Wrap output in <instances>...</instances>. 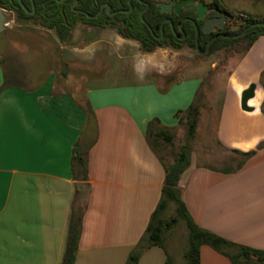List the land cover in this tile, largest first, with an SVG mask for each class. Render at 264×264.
<instances>
[{"label": "crops", "instance_id": "1", "mask_svg": "<svg viewBox=\"0 0 264 264\" xmlns=\"http://www.w3.org/2000/svg\"><path fill=\"white\" fill-rule=\"evenodd\" d=\"M245 15L264 18L260 12ZM167 51L141 53L146 68L147 62L161 65ZM9 75L0 91V264H61L79 193L85 209L74 264H126L158 205L166 168L183 146L188 165L178 189L193 221L264 252V148L258 149L264 142V37L165 91L151 82L87 89L83 98L92 121L69 95L52 94L54 73L34 85ZM250 85L254 94L244 110L242 93ZM192 105L198 114L187 140ZM179 124L183 143L162 156L154 141L166 149ZM166 129L170 143L163 140ZM77 142L89 148L86 183L73 179ZM171 256L165 242L146 249L136 264H166ZM199 260L232 264L208 246L200 247Z\"/></svg>", "mask_w": 264, "mask_h": 264}, {"label": "trees", "instance_id": "2", "mask_svg": "<svg viewBox=\"0 0 264 264\" xmlns=\"http://www.w3.org/2000/svg\"><path fill=\"white\" fill-rule=\"evenodd\" d=\"M77 1L78 3L74 9L82 11L90 17L95 16L104 4L110 7V12L119 11V13L113 17H109L104 8L98 17L90 19L84 14L76 13L71 8V4L73 3L71 0L64 2H59V0H21V3L18 0H0V9L14 14L17 19L32 20L41 28L53 31L58 41L63 45L70 43L72 31L76 25L83 24L88 27L115 30L120 38L136 42L142 54H151L157 49H170L177 52L183 47L192 48L196 51L194 25L191 22H184L180 29V23L186 17L195 20L200 30L198 47L200 51H203L210 37L215 35V33L209 35L203 34L201 32L203 24L208 18L226 11L220 0H212L207 3L210 13L205 18L196 20V7L193 5L181 10L176 15L175 13H161L154 0H131L130 6L132 10L129 13H125V11L130 9L128 0ZM142 2L148 4V9L143 13L145 23L140 19V13L145 9V5ZM32 5L34 6V14L30 15L29 12L32 11ZM233 18L234 16L229 13L228 20ZM165 19H170L171 22L164 24L161 33L160 25ZM240 20L241 24L239 28L231 30L227 26L224 30L220 31V34L236 35L251 24L264 23V18H254L247 15L240 16ZM159 37L161 38L158 39ZM259 37H264V26H255L237 39L217 38L211 43L208 55L227 48L233 50L237 45L241 47V51L245 52ZM7 86L8 83L4 80L0 91ZM254 89L255 86L250 85L242 93V108L244 110H249L246 102L253 96ZM82 109L86 113L87 121H92L93 115L90 107L85 104L82 106ZM179 114L180 112L176 115ZM197 114V109L193 105L186 111L188 120L187 140L194 133ZM162 136L166 143L171 142L167 129L162 132ZM261 148H264V142L258 147V149ZM88 149H81L79 142L73 148L71 168L75 181L87 182ZM187 165V146H183L172 166L166 168L164 187L162 188L158 205L150 217L144 235L130 254L126 264H136L139 256L150 247L164 248L167 239L166 234L179 222L185 225L188 234V248L185 253L186 264H200L199 250L201 246H208L216 252L224 254L230 259L232 264H264L263 251L231 243L212 232L200 228L193 221L181 199V192L178 189L180 176ZM83 185L85 188L86 184ZM83 199L84 195L79 193L72 207L68 238L61 264H74L81 231V219L85 209V205L82 202ZM171 205L173 206V215L169 219H165L164 215ZM166 264L173 263L170 259H167Z\"/></svg>", "mask_w": 264, "mask_h": 264}, {"label": "rangeland", "instance_id": "3", "mask_svg": "<svg viewBox=\"0 0 264 264\" xmlns=\"http://www.w3.org/2000/svg\"><path fill=\"white\" fill-rule=\"evenodd\" d=\"M220 2L226 12L234 16L227 22L231 30L239 28L240 16L264 13V0ZM4 24L5 27L0 32V66L6 83L11 73L23 85H32L34 79L39 82L49 73H54L52 94H67L81 108L86 104L83 94L87 89L118 88L122 85L151 82L158 90L165 91L184 76L210 72L212 64L215 67L221 66L230 53L241 51L238 45L233 50L227 48L212 55H199L188 47L177 52L168 49L159 58L161 65L157 67L147 62L149 67L146 68V61L143 60L138 44L121 39L113 29L78 24L72 31L70 43L62 45L53 31L41 28L32 20H20L14 14L6 12ZM172 132L173 142L166 149L161 148V142L154 141L162 156L174 154L183 143L184 125L179 124ZM172 215L171 205L164 218L169 219ZM166 238L172 263L186 264L188 234L185 225L182 222L176 224L166 234Z\"/></svg>", "mask_w": 264, "mask_h": 264}, {"label": "water", "instance_id": "4", "mask_svg": "<svg viewBox=\"0 0 264 264\" xmlns=\"http://www.w3.org/2000/svg\"><path fill=\"white\" fill-rule=\"evenodd\" d=\"M19 3H21V0H18ZM64 1H67V0H59V2H64ZM74 3L71 5V8L76 12V13H80V14H84L87 18H90V19H95L96 17H98L103 9L105 8V12L107 13V15L109 17H113L115 15H117L119 13V11H114V12H110V7L107 5V4H104L100 7V10L99 12L93 16V17H90L89 15H87L86 13L82 12V11H79V10H75L74 7L77 5L78 1L77 0H73ZM130 1L131 0H128V4L130 6ZM174 0H172L171 2H169L168 4H162V3H157L156 6L159 8V11L161 13H166V14H169L171 12H174L176 15H178L180 13V10L181 9H187L190 5H195L196 7V19L197 20H201L203 19L209 12V9H208V6L205 5L202 1H196V0H181V1H177V2H173ZM144 5H145V9L140 13V19L143 23H145L144 19H143V13L148 9V4L146 2H142ZM132 8L130 6V9L128 11H125V13H129L131 12ZM25 11L27 12V10L25 9ZM30 15H33L34 14V6L32 5V11L29 12ZM229 16V13L227 12H224L222 14V16L220 18H210L208 19L205 24L202 26L201 28V32L203 34H210L212 32V29L214 27L218 28V29H222L224 28V25H225V22H226V19L228 18ZM5 17H6V11L0 9V32L4 29L5 27ZM188 21H190L193 25H194V28H195V43H196V52L199 54V55H205L209 52V49H210V45L211 43L217 39V38H225V39H237L239 37H241L242 35H244L249 29L255 27V26H264V23H254V24H251L249 26H247L246 28H244V30L239 33V34H236V35H226V34H218V35H214L207 43L206 45V48L204 51H200L199 50V47H198V37H199V33H200V30L199 28L197 27L196 25V22L195 20H192V19H188ZM170 19H165L161 22V25H160V30H161V33H162V30H163V26L165 23H170ZM184 21L181 22L180 24V29L183 25ZM172 27V25H171ZM172 30L174 32V29L172 27Z\"/></svg>", "mask_w": 264, "mask_h": 264}, {"label": "flooded vegetation", "instance_id": "5", "mask_svg": "<svg viewBox=\"0 0 264 264\" xmlns=\"http://www.w3.org/2000/svg\"><path fill=\"white\" fill-rule=\"evenodd\" d=\"M71 1H73V0H71ZM154 1H155L156 4H157V3H162V4L165 5V4H168L169 2H171L172 0H154ZM177 1H181V0H174L173 2L175 3V2H177ZM196 1H201V0H196ZM202 2H203L205 5H207V3H209V2H204V1H202ZM73 3H74V1H73ZM73 3H72V4H73ZM72 4H71V5H72ZM190 6H192V5H190ZM190 6H189V7H190ZM193 6H195V5H193ZM208 9H209V8H208ZM181 10H184V9H181ZM181 10H180V11H181ZM225 12H226V11H225ZM171 13H174V12H171ZM209 13H210V10H209L208 14H209ZM223 13H224V12L218 13L217 16H213V17H211V18H220V17L222 16ZM169 14H170V13H169ZM195 14H196V9H195ZM208 14H207V15H208ZM207 15H206V16H207ZM206 16H205V17H206ZM205 17H204V18H205ZM188 19H191V18L186 17V18H184L182 21H184V22H190V21H188ZM208 19H210V18H208ZM208 19H207V20H208ZM192 20H193V19H192ZM196 20H197V19H196ZM207 20H206V21H207ZM182 21H181V22H182ZM227 22H228V18L226 19V22H225L224 28H222V29H218V28L214 27V28L212 29V32H211L210 34H212V33H215V35L220 34V31L224 30L227 26L229 27V24H228ZM180 24H181V23H180ZM204 24H205V23H204ZM204 24H203V25H204ZM229 29H230V28H229ZM207 35H209V34H207ZM161 36H162V35H161ZM213 36H214V35H213ZM213 36H211L210 39H211ZM160 38H161V37H159L158 39H160ZM210 39H209V40H210ZM209 40H208V41H209ZM207 43H208V42H207ZM205 48H206V47H205ZM204 50H205V49H204ZM204 50H203V51H204Z\"/></svg>", "mask_w": 264, "mask_h": 264}]
</instances>
